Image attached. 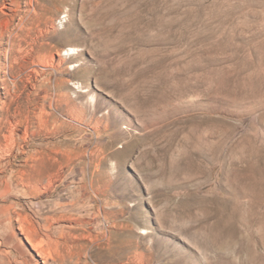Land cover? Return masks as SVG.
<instances>
[{
  "label": "rangeland",
  "instance_id": "1",
  "mask_svg": "<svg viewBox=\"0 0 264 264\" xmlns=\"http://www.w3.org/2000/svg\"><path fill=\"white\" fill-rule=\"evenodd\" d=\"M0 264H264V0H0Z\"/></svg>",
  "mask_w": 264,
  "mask_h": 264
},
{
  "label": "bare ground",
  "instance_id": "2",
  "mask_svg": "<svg viewBox=\"0 0 264 264\" xmlns=\"http://www.w3.org/2000/svg\"><path fill=\"white\" fill-rule=\"evenodd\" d=\"M257 2H255V4H256ZM69 51H73V49H69Z\"/></svg>",
  "mask_w": 264,
  "mask_h": 264
}]
</instances>
